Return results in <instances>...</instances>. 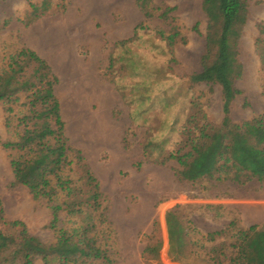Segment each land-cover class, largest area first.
Returning a JSON list of instances; mask_svg holds the SVG:
<instances>
[{"label":"rangeland","instance_id":"1","mask_svg":"<svg viewBox=\"0 0 264 264\" xmlns=\"http://www.w3.org/2000/svg\"><path fill=\"white\" fill-rule=\"evenodd\" d=\"M60 1L53 0V4ZM41 2H0V75L22 48L34 51L49 64L59 80L52 93L58 101L65 135L69 146L82 153L84 164L98 182L107 224L91 212L84 220L60 213L57 229L68 232L79 248L75 247L70 254H67L68 247L55 248L57 234L51 228V206L62 204L64 197L58 190L53 204L44 199L37 202L26 186L11 189L16 180L12 162H24L23 153L16 148L7 151L1 146L2 143L23 146L45 135L46 129L42 126L49 121L45 116L47 111H41L40 99L44 94L38 98V111L42 116L36 125V138L32 132L25 134V127L20 123L23 117L30 116V110L21 105L36 101V98L27 100L21 96L20 102L13 107L9 127H6L5 107L0 105V202L8 221L25 223L33 238L50 248L46 259L36 257L35 264H67L61 255L79 260L89 254L101 257L96 264H143L145 237H156L158 233L164 243L161 260L163 264H171L167 261L165 220L166 213L171 210L180 214L200 254L213 246L203 237L227 230L233 222L236 228H231V233L217 243L234 242L238 230L264 224V175L259 174L264 169V0H241L243 14L236 18L227 33L224 32L226 21L221 0H144L151 9L163 6L175 9L171 16L176 19L178 30L173 48L176 63L172 68L179 78L193 87L206 115V124H209L204 133L205 149L185 165L178 162L160 165L145 160L146 129L135 132L131 129L130 111L112 83L109 71L115 44L131 39L137 26L145 24L150 30L164 32L166 37L170 36V28L157 18V14L146 20L137 0H124V6L119 0H100V8L95 0H66L63 12L24 26L29 4ZM69 20L70 23L80 20L86 30L85 41L71 40V51L73 60L90 66L93 88L99 95L96 100L81 97L86 111L97 113L101 103L106 101L103 107L112 131L105 144L91 139L92 131L85 133L82 144L74 142L62 113L64 81L56 66V57L51 50L44 56L35 43L42 33L64 28ZM224 36L226 47L222 44ZM223 81L229 84L231 91H226ZM177 99L182 110L180 117L189 118L183 107L185 97ZM171 112V108L163 106L155 113L156 122H168L172 119ZM49 127L55 130L53 122ZM45 144L55 145L48 139ZM58 157L49 161L48 171L62 169L54 163ZM44 160L42 153L30 160L29 166L21 169V179L25 183H40L44 171H37L36 167ZM68 162L72 163L63 167L61 176L75 181L78 186L85 185V172L79 169L73 155L69 154ZM51 180L56 187V179ZM158 180L170 181L171 191L178 196L163 199L165 193L156 194L154 185ZM95 249L105 255L96 253Z\"/></svg>","mask_w":264,"mask_h":264},{"label":"trees","instance_id":"2","mask_svg":"<svg viewBox=\"0 0 264 264\" xmlns=\"http://www.w3.org/2000/svg\"><path fill=\"white\" fill-rule=\"evenodd\" d=\"M65 3L66 0L56 5L53 4V0H42L38 5L30 3V10L23 25L28 27L44 16L63 12L66 8ZM137 4L146 20L155 18L157 14V18L170 28V36L166 37L164 32L150 30L145 24L137 26L131 39L115 44L109 66L112 83L130 111L133 132L146 129L143 140L145 160L160 165L171 162L185 165L194 155L205 149L204 133L209 124H206V115L197 101L199 99L196 98L193 87L179 78L172 68L176 63L173 48L178 30L175 27L176 19L171 16L175 9L166 6L151 9L144 0H137ZM220 6L226 21L224 32L227 33L236 18L243 14L242 2L221 0ZM259 41L262 42L261 39ZM222 44L226 47V36L223 37ZM223 55L226 57L225 50ZM58 83L59 80L49 64L28 48H22L10 60L7 70L0 75V105L5 107L6 127L10 125L13 107L20 102L21 96H25L27 100L36 98V101L21 105L30 110V116H25L20 121L25 127V134L32 132L36 138L38 132L36 125L42 116L38 111L40 102L43 104L41 111H47L45 116L49 124L52 122L55 124V130L46 122V126H42L46 133L37 137L39 140L17 147L4 143L1 146L7 151L16 148L23 153L24 162H12L16 180L11 189L24 185L37 202L44 199L53 204L58 197V190L62 198L64 197L62 204L51 206V228L57 234L55 248L68 247L67 254H70L75 247L79 248V244L68 232L57 229L60 213L84 220L86 214L91 212L92 216H97L104 224H107V220L106 210L101 204L102 195L98 182L84 164L82 153L69 146L65 135L58 101L52 93V89ZM223 83L226 85V91H231L229 84L225 81ZM41 94H44V98L38 102ZM179 97H185L183 107L189 118L180 117L182 110L178 105ZM163 106L172 109L170 115L172 119L158 123L155 113ZM46 139L53 141L55 145L47 146ZM40 153L45 157L41 166L36 167L37 171L41 169L44 171L40 175L41 182L25 183L21 179V169L29 166L30 160L37 159ZM69 154L73 155L79 169L84 170L87 178L85 185L78 186L75 181L61 176L63 167L72 163L68 162ZM57 155L59 157L54 159V163L62 169L48 171L49 161ZM259 174L264 175V169ZM52 178L56 179V187L53 186ZM165 220L168 237L167 261L171 264H264V224L252 226L247 230H238L234 242L217 243L219 239L231 233V228H236L233 222L227 230L203 237L213 246L205 249V254H200L177 210L166 213ZM145 238L147 245L142 256L143 264H163L161 253L164 243L160 234ZM49 252L50 248H45L33 238L25 223L6 219L0 202V264H35L36 257L42 256L46 259ZM56 252L60 253L59 250ZM95 252L105 255L100 249H95ZM61 256L67 264H96L101 260V257L94 258L91 254L81 256L83 258L79 260H72L70 257L68 259L66 255Z\"/></svg>","mask_w":264,"mask_h":264},{"label":"bare ground","instance_id":"3","mask_svg":"<svg viewBox=\"0 0 264 264\" xmlns=\"http://www.w3.org/2000/svg\"><path fill=\"white\" fill-rule=\"evenodd\" d=\"M98 8L102 6L100 0H95ZM124 6V0H119ZM66 26L45 31L46 37L42 33L35 43L39 45L40 52L45 56L53 52L56 57V66L62 73L64 86L61 89L63 97L62 113L68 121V131L72 132L73 140L76 144H82L81 139L87 131H92L91 139L97 144H105L109 141V131H112L106 121L104 100L97 113L86 111L84 100L81 97H88L96 100L99 95L93 88L92 73L90 66L80 65L73 60L71 51L72 41L82 42L87 39L84 24L80 20L70 23L66 21ZM49 57V56H48ZM85 142V141H83ZM111 177L109 178V182ZM171 182H155L154 190L156 194L165 193L163 199H175L178 193L172 192ZM180 194V193H179Z\"/></svg>","mask_w":264,"mask_h":264}]
</instances>
